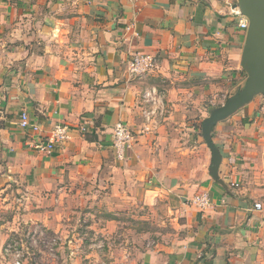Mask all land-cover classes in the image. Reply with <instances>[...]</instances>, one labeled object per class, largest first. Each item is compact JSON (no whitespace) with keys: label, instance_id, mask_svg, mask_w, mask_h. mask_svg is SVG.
Masks as SVG:
<instances>
[{"label":"crops","instance_id":"obj_1","mask_svg":"<svg viewBox=\"0 0 264 264\" xmlns=\"http://www.w3.org/2000/svg\"><path fill=\"white\" fill-rule=\"evenodd\" d=\"M234 3L0 0V264L5 242L33 222L71 243L66 222L75 203L87 202L85 181L112 190L119 205L167 207L173 230L135 264H264V95L215 125L223 184L205 168L211 151L200 131L212 100L246 79ZM138 52L156 56L155 70L128 72ZM151 86L163 91V110L146 120ZM22 111L43 132L55 123L85 132L43 153L30 145L37 134L18 125ZM117 122L135 136L123 160L112 142ZM203 190L210 208L185 204Z\"/></svg>","mask_w":264,"mask_h":264},{"label":"rangeland","instance_id":"obj_2","mask_svg":"<svg viewBox=\"0 0 264 264\" xmlns=\"http://www.w3.org/2000/svg\"><path fill=\"white\" fill-rule=\"evenodd\" d=\"M229 96L213 107L223 103ZM191 164L196 167L199 165L197 161ZM209 165L210 162L205 165L207 171ZM85 182L83 196H86L87 202L75 203L73 209L76 211L66 222L68 232H76L75 237H71L72 242L62 243L59 240L52 247L41 241L33 244L29 238L26 239L27 232L43 229V232L52 235L54 231L39 222L25 225L21 231L24 241L23 264H135L140 252L173 230L167 220L169 211L161 202L155 206L126 199L125 205H119L117 197L111 195L112 190L97 188L96 184L92 189H87L88 181ZM95 190L100 192L93 195ZM102 192L109 193L107 203L101 201ZM70 246L73 254L65 249ZM2 261L10 264L9 256L6 255Z\"/></svg>","mask_w":264,"mask_h":264},{"label":"built area","instance_id":"obj_3","mask_svg":"<svg viewBox=\"0 0 264 264\" xmlns=\"http://www.w3.org/2000/svg\"><path fill=\"white\" fill-rule=\"evenodd\" d=\"M230 13L239 17V27L246 30L248 20L240 13L239 9L237 7H231ZM157 64V58L153 54L138 52L132 55L131 59L128 61L127 69L130 74L140 76L155 70ZM163 96V91L158 90L155 86H151L144 91V101L149 103V105L142 110V115L146 120H153L162 112ZM225 98V96L220 98L219 102H217V100H212V104L215 106ZM18 125L23 129L30 128L37 134V138L32 140L30 145L43 153H50L56 146L62 145L65 141L69 140L73 131L79 133L85 132V126H73L69 123H55L43 132L38 124L30 122L28 113L25 111L21 112ZM112 137L115 155L118 159L123 160L126 157V150L131 147V144L135 139L134 133L127 125L122 122H117L113 127ZM185 204L193 206L200 212H204L211 207L212 202L209 193L203 190L186 198ZM254 208L260 209L261 203L254 202ZM25 237L26 239L29 238L33 244L41 241L47 243L50 247L61 240L55 233L49 235L47 232H43V229H39L36 232H27ZM23 242L24 241L21 237L11 238L5 242L3 251L10 257V264H23Z\"/></svg>","mask_w":264,"mask_h":264},{"label":"water","instance_id":"obj_4","mask_svg":"<svg viewBox=\"0 0 264 264\" xmlns=\"http://www.w3.org/2000/svg\"><path fill=\"white\" fill-rule=\"evenodd\" d=\"M233 7H237L248 20L240 56L246 79L223 103L209 111L200 129L202 139L211 151L208 173L220 184H223L218 174L221 154L212 140L215 125L249 103L254 96L264 95V0H235Z\"/></svg>","mask_w":264,"mask_h":264},{"label":"trees","instance_id":"obj_5","mask_svg":"<svg viewBox=\"0 0 264 264\" xmlns=\"http://www.w3.org/2000/svg\"><path fill=\"white\" fill-rule=\"evenodd\" d=\"M212 108H214V107H212ZM212 108H211V109H212Z\"/></svg>","mask_w":264,"mask_h":264}]
</instances>
